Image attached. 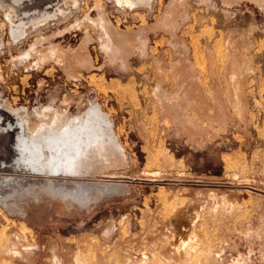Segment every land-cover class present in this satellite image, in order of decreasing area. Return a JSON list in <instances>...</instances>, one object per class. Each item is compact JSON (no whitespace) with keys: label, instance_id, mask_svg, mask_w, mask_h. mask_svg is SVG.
I'll list each match as a JSON object with an SVG mask.
<instances>
[{"label":"rangeland","instance_id":"1","mask_svg":"<svg viewBox=\"0 0 264 264\" xmlns=\"http://www.w3.org/2000/svg\"><path fill=\"white\" fill-rule=\"evenodd\" d=\"M171 1L0 0V98L38 127L41 114L72 116L98 102L124 150L82 176L45 177L15 164L16 134L0 131V264H78L77 251L87 264H126L127 254L166 256L174 245L194 250L195 264H264V0H175L177 16L161 23ZM51 5L63 13L50 16ZM7 13L26 20L17 38ZM104 21L132 39L130 49L117 48L124 59L109 55ZM85 35L91 67L69 73L63 59ZM183 63L196 86L181 78ZM231 67L245 75L241 116L226 99ZM158 81L165 92L218 93L227 122L188 108L206 129L191 136L163 121ZM187 211L196 221L178 232Z\"/></svg>","mask_w":264,"mask_h":264},{"label":"bare ground","instance_id":"2","mask_svg":"<svg viewBox=\"0 0 264 264\" xmlns=\"http://www.w3.org/2000/svg\"><path fill=\"white\" fill-rule=\"evenodd\" d=\"M15 1H19V0H15ZM116 1L120 4L126 3L130 6L137 5V4H149L150 2V0H116ZM225 1L233 2L235 0H225ZM177 3L175 0H173L168 4L167 9L163 13L162 17H160L162 19L160 20L161 23L165 22L167 24V22L173 21V19L175 18L177 9L180 8L178 5L180 3L178 4ZM47 7H52L51 10L48 11L50 13L49 14L50 16L58 15L57 13L58 11L59 13H63L62 9L57 8L58 6L57 7L54 6V8H53V5L47 6ZM179 14L181 13L179 12L178 15ZM7 18H8V21L10 22V28L12 30V33H13L12 36L14 38H17L19 37V35L24 33V28H25L24 23H26L25 22L26 20L23 22V20L20 19L19 23L17 22L18 24H16L12 21V18L10 17L9 13H7ZM34 18L36 19V17L33 16L32 19ZM159 23H157V25ZM103 25H104L103 27L106 33V35L104 36H107L108 41H110L108 42L110 43V45H107L109 48H111V49L108 48L109 55H111L112 58L121 56L120 58L124 59L126 54H125V51L123 52L122 50H125V49L123 48L121 51L119 49H121L122 46L123 47L125 46V48L127 47L126 49L128 48L130 49L133 43L132 39L131 40L129 39L130 37L127 36V33L120 32V31L118 32V29L115 30L112 27L113 25L111 26V23L107 21H104ZM88 36L85 35L82 38L77 48L75 47V50L73 52L74 54L70 53L72 55L69 57L70 58L69 60L63 59L65 69L69 73H75L78 67H86V68L91 67V61L87 57V53L85 54V50H83L86 44V41L88 40ZM64 52L66 53V50ZM65 53H62L61 57L63 58L68 57V53L67 54ZM235 61L234 63H231V64L238 65V63ZM209 63L211 64V62ZM187 64L185 63L183 67L182 65L180 67L182 69V70L180 69V71L183 72V73L180 72L183 75L181 76V78L183 77L184 79V77H186V79H188L190 82L195 83L196 76L198 75H195V73L193 72L194 70H192V67H189ZM243 65H245L244 67L241 66L242 68H244L243 71H247L248 68H250L247 63L243 62ZM214 67L212 66V68ZM177 69H179V66ZM236 71L234 70V67H231V70H229V74H228L229 76L227 77V80L229 79L228 84L231 88L229 87L230 90L228 88L229 90L227 94L228 98L226 99H229V101L236 104L237 113L238 115L240 114L239 116H241L243 112V97H244L243 95L244 86L242 87V85L245 82L244 80L242 81L241 77L245 75H242L240 77ZM176 72H178V70ZM176 77H179V76H176ZM160 84L161 83H159L158 81L152 93H154L153 95H155L157 101L160 104V107L162 108L163 121L167 123L176 121L179 124H182L183 128L186 127V130L189 132L190 135L197 134V133L199 134L203 133L206 131V129L205 127H203V125L201 126L199 123H197V121L194 120V118H192L193 116L190 117L189 112L187 111L188 108L193 111L194 113L193 115H195V117L196 116L197 117H207L209 118V120L215 118V119H218L219 121H222L223 124L224 122H227L225 120L227 119L228 115L225 111L223 99L220 97V95H217L218 93L216 95H212V98L209 99L207 97H209L210 95L208 96L204 95V93L202 92L203 90L202 91L201 89L197 90L199 89L197 87H195L197 89L191 90L189 89V87L187 88L181 85V86H178L179 88H177L176 90H173V92H167V91L165 92L161 89ZM196 84L197 83H195V86ZM209 101L214 104L215 112L214 113L212 112L213 114H209L208 112L206 113L205 111V109H207L206 105ZM200 102L202 105L197 104ZM200 106H202L203 110ZM1 110L7 113V119L6 121H3L0 115V131H3V132L14 131L15 132L16 134L15 140H16V147H17L16 150H18L17 157L15 159V164L24 170H28L29 172L40 174L45 177L56 176V175L66 176L69 174L75 175V176H82L84 173L91 170L93 167L96 168L97 164L98 166L102 164L105 165V163L109 161L110 159L112 162L113 161L112 159L114 158L118 159L117 156L121 157V155H124L122 144L120 143L119 138L114 130V125L110 117V114L106 112L104 109H102V107L100 106L98 102L91 101L87 109H85L79 114H75L72 116H66V114L63 113L62 111V114H60L57 118H53L54 117L53 116L52 119H49L45 117V114H41L43 116L40 117L41 118L40 127L36 126L35 125L36 123L32 124L31 120H29V112H27L25 108H21V107L11 108L7 103H5V101H3L0 98V111ZM120 159L121 158H119V160ZM98 166L97 168H99ZM3 180L5 181L6 179H3ZM0 200H1V203L6 205L5 197L1 196ZM190 208L191 207L188 208V211ZM195 210H194V213H195ZM189 212L187 215L183 213V215H186V216H184V220L181 221L183 223L181 224L182 226H180V228L178 226L177 227L178 229L176 228L178 232H183L193 227L196 221V218L193 217V215L192 216L189 215ZM179 216H180V213H179ZM182 218L183 217H181V219ZM177 219L179 218L177 217ZM182 244L185 245L186 242H181V245ZM85 246H86V243H85ZM177 248H176V245H174V247H171L169 249L171 255H166V256H162V255L160 256L159 252L156 253L155 250H152L151 248H149L150 249L149 250L146 248L143 251L140 250L141 251L140 255H138L137 253L138 257L131 253V254H127L125 258L127 259L128 264H143V263L144 264H195L194 261L196 259V256L194 255L195 253L193 254L191 252L194 250H191L190 248H185L187 250H185L184 248H181L183 249V252L180 253V251H182L180 250L178 253ZM80 253L82 252L77 251V253L74 255V261L78 264H87L88 263L87 258Z\"/></svg>","mask_w":264,"mask_h":264}]
</instances>
